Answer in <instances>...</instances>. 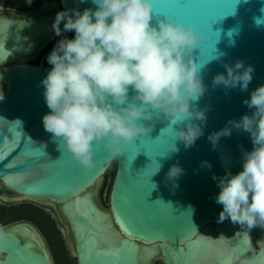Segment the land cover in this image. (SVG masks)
Wrapping results in <instances>:
<instances>
[{
  "label": "water",
  "instance_id": "obj_1",
  "mask_svg": "<svg viewBox=\"0 0 264 264\" xmlns=\"http://www.w3.org/2000/svg\"><path fill=\"white\" fill-rule=\"evenodd\" d=\"M156 18L169 16L192 23L208 37L197 51L206 91L194 105L207 109L203 135L194 146L168 152L175 140L178 118L161 116L151 136L141 137L124 157L110 158L102 144L94 145V164L86 170L62 142H53L42 117L49 112L41 84L51 65L19 63L0 73V186L17 197L59 204L73 223L80 264H140L143 252L160 255L165 264H264V228L247 233L229 219L218 223L222 205L213 176L242 170L245 151L253 144L249 133L232 129L213 150L208 136L239 120L252 109L243 104L264 84V0H152ZM57 11L94 8L91 0H60ZM55 17L27 21L0 18V58L25 53L52 26ZM51 34H55L54 30ZM50 34V35H51ZM242 60L254 67L248 91L214 86L226 73L224 63ZM197 123H199L197 121ZM46 145L44 148L43 145ZM162 164L150 178L151 165ZM211 163V169L202 162ZM178 164L184 171L174 181L166 174ZM156 186V187H155ZM24 221L8 227L0 264H53L37 233L24 239ZM154 244L155 247H150Z\"/></svg>",
  "mask_w": 264,
  "mask_h": 264
},
{
  "label": "clouds",
  "instance_id": "obj_2",
  "mask_svg": "<svg viewBox=\"0 0 264 264\" xmlns=\"http://www.w3.org/2000/svg\"><path fill=\"white\" fill-rule=\"evenodd\" d=\"M25 3L30 6L32 0ZM91 3L94 8L64 9L55 15V34L73 32L74 37L60 39L46 58L51 68L41 81L49 109L42 117L44 130L86 170L95 166V144H102L110 158L124 157L141 137L151 136L161 116L178 118V125L184 126L175 128L169 153L178 151L177 142L185 149L194 146L207 119L206 108L194 107L206 91L201 71L208 62L198 65L196 54L207 35L192 23L156 18L152 0ZM255 23L264 24V17H256ZM223 67L227 74H216L214 86L248 91L253 66L237 60ZM243 104L252 114L229 120L208 140L214 150L233 128L251 136L253 148L243 153L242 170L213 176L220 189L214 199L222 205L217 222L229 219L247 233L264 228V84ZM150 165L152 178L162 164L156 161L145 169ZM201 166L212 167L208 161ZM183 171L174 164L166 178L174 181ZM7 236L0 226V246Z\"/></svg>",
  "mask_w": 264,
  "mask_h": 264
},
{
  "label": "flooded vegetation",
  "instance_id": "obj_3",
  "mask_svg": "<svg viewBox=\"0 0 264 264\" xmlns=\"http://www.w3.org/2000/svg\"><path fill=\"white\" fill-rule=\"evenodd\" d=\"M57 5H61L60 0H32L30 6L25 3V0H0V18H6L9 21H27L35 17H55L57 12L63 11L59 9L57 11ZM52 30L51 26L25 53L0 58V73L22 60L30 62L43 57L54 48L60 39L72 33H62L60 36L53 34L52 36ZM14 194L5 186H0V226L8 230V227L16 222H27L33 228L30 226L22 228L24 239H31V236L36 238L38 233L48 249L53 264H80L75 229L73 223L63 214L61 205L56 204L55 206L54 203H43L25 197L19 198ZM25 206H31L32 210L27 211L29 208ZM33 209L37 215L32 213ZM150 247H155V245L152 244ZM5 256L6 253L0 251V261L4 260ZM146 257L147 252H143L139 263L165 264L160 255H149L150 259Z\"/></svg>",
  "mask_w": 264,
  "mask_h": 264
},
{
  "label": "rangeland",
  "instance_id": "obj_4",
  "mask_svg": "<svg viewBox=\"0 0 264 264\" xmlns=\"http://www.w3.org/2000/svg\"><path fill=\"white\" fill-rule=\"evenodd\" d=\"M67 37L68 38H72V37H74V33L72 32V33H69L68 35H67ZM51 52V51H50ZM49 52V53H50ZM48 53V54H49ZM48 54H46V55H44L43 57H41V58H36L34 61H31V62H33L34 64H38V65H42V66H45V65H48V63H47V56H48ZM28 201V200H27ZM26 205H28V204H26ZM25 207H28L29 208V210H27V211H31L32 210V207L31 206H25ZM31 207V208H30ZM26 210V209H25ZM32 213H34L35 215H37V213H35V210L33 209V211H32Z\"/></svg>",
  "mask_w": 264,
  "mask_h": 264
},
{
  "label": "bare ground",
  "instance_id": "obj_5",
  "mask_svg": "<svg viewBox=\"0 0 264 264\" xmlns=\"http://www.w3.org/2000/svg\"><path fill=\"white\" fill-rule=\"evenodd\" d=\"M63 26V25H62ZM14 57V56H13ZM54 205L56 206V204L54 203ZM153 258V257H152Z\"/></svg>",
  "mask_w": 264,
  "mask_h": 264
}]
</instances>
